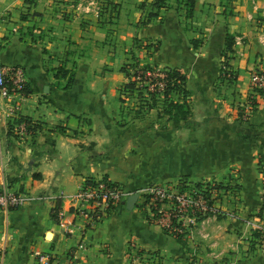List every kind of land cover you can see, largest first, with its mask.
Wrapping results in <instances>:
<instances>
[{"label":"crops","instance_id":"1","mask_svg":"<svg viewBox=\"0 0 264 264\" xmlns=\"http://www.w3.org/2000/svg\"><path fill=\"white\" fill-rule=\"evenodd\" d=\"M154 2L0 0V59L24 66L21 113L41 123L36 133L19 134L0 96V190L28 197L22 207L0 209V264H38L37 252L51 264H134L145 250L160 252L165 264H264V236L254 235L264 202V95L248 120L233 99L247 104L250 70L264 69V0H195L191 16L184 2ZM228 33L236 36L227 53L238 78L224 85V99L217 83ZM137 37L161 40L152 56L141 49V62L173 66L175 59L187 73L192 122L139 129L136 118L123 119L121 67ZM162 52L168 58L160 60ZM63 68L74 71L73 81L56 76ZM231 171L240 177L244 211L206 217L187 238L151 221L141 196L126 205L152 183L224 180ZM103 175L128 195L85 226L69 211L71 199L87 177Z\"/></svg>","mask_w":264,"mask_h":264},{"label":"built area","instance_id":"2","mask_svg":"<svg viewBox=\"0 0 264 264\" xmlns=\"http://www.w3.org/2000/svg\"><path fill=\"white\" fill-rule=\"evenodd\" d=\"M226 76H230V74ZM145 77H149L150 80L152 78L157 79L156 84L159 87L164 85L162 79L164 73L160 69L147 70ZM225 80L229 81L227 77ZM27 84L28 77L24 66L19 64L7 65L0 59V96L7 102L5 111L7 122L13 123L12 128L21 135L33 134L25 119L18 121V117L22 114L20 101L21 97L25 95ZM154 85L152 83L151 88ZM250 85V94L256 93L259 88H264V69L258 67L251 71ZM252 110L253 105L248 101L245 104V112L243 110V118L249 116ZM93 179L92 183L84 181L79 186L69 206V211L74 214L75 219H81L85 226L97 224L128 195L118 182L108 176H95ZM180 181L152 183L138 192L143 199V207L151 221L159 223L171 234L183 233L190 236L194 228L204 218L220 214L216 197L221 192L231 193V189H209L210 181H212L209 179L202 180L200 184H197V181L189 180L181 184ZM27 200L28 197L22 191L12 190L8 187L0 190L1 210L8 211L22 207ZM262 214L264 215V211ZM59 216L61 219L64 217L63 210L59 211ZM74 222L67 225L66 230L68 232H73ZM257 226H260L264 233V225L259 223ZM37 256L38 264L52 263L50 255L46 253L37 252ZM133 262L134 264H165L161 253L156 250L138 251L133 257Z\"/></svg>","mask_w":264,"mask_h":264},{"label":"trees","instance_id":"3","mask_svg":"<svg viewBox=\"0 0 264 264\" xmlns=\"http://www.w3.org/2000/svg\"><path fill=\"white\" fill-rule=\"evenodd\" d=\"M184 3L187 6V15L191 16L194 9L195 0H183ZM154 4L156 6H162L167 5L166 0H155ZM157 15V11H151L149 12V16ZM236 43V36L233 33H228L226 36V52L224 53V59L222 63V68L220 72V77H223L224 79L227 77L229 82L236 80L238 76V71L235 70L232 65L230 64V55H228L227 52L233 51L234 44ZM158 50V49H157ZM122 71L126 73L127 81L121 86V100L122 102L125 101V95L129 93H133L135 90L139 91V95H142L143 89L147 90V92L150 94V98L147 99V97H144L147 100V104L150 108L154 107L157 102H159V99H162L165 102L164 109L166 113L170 114V119L176 120V121H182L184 123H190L192 122V106H191V90L187 86L188 81V75L187 73L179 68L178 66H170L166 65L163 67H159L155 64H151L149 62L142 63L140 59L134 57V61L125 62L122 67ZM156 70L160 69L164 73L163 87H159L156 82L157 79L152 78L151 80L149 77H145V72L147 70ZM68 75L69 74V82L74 80V71L69 68H63L58 69L56 72V76L59 75ZM230 74V76H226ZM235 75V77H233ZM233 77V79H232ZM154 83V87L151 88L150 84ZM27 91V87L25 89ZM251 103L253 105V108L257 104V96L258 95H264V88L257 89L256 93L249 94ZM177 96V97H175ZM245 112V109H244ZM252 114V113H251ZM251 114L247 116L246 118H243V111H241L242 118L244 120H248L251 117ZM25 119L29 123V128L32 130L33 133H36L37 130L40 128L41 123H39L37 120L32 119L30 116H26L21 114L20 117H18V121H21ZM10 128L13 127V123H9ZM107 176V175H105ZM93 176L86 178V183H92L93 182ZM180 183H184L187 181V179H180ZM209 189H228L230 186H228V183H226L224 180L217 181L216 179L210 181ZM197 184L202 183V180H198L196 182ZM183 186V185H182ZM264 211V202L262 203L261 209L258 212V214H262ZM56 211L54 215H56ZM221 213L219 214V216ZM257 231H254V235L256 237H259L261 235V232L258 229H255ZM174 236L180 237V238H187L186 235L183 233H173Z\"/></svg>","mask_w":264,"mask_h":264},{"label":"rangeland","instance_id":"4","mask_svg":"<svg viewBox=\"0 0 264 264\" xmlns=\"http://www.w3.org/2000/svg\"><path fill=\"white\" fill-rule=\"evenodd\" d=\"M177 2H184V1L183 0H175V3H177ZM185 28L186 29L189 28V25L186 24ZM135 39L136 40L134 41V43L136 46L135 47L136 50H134V55H133V57H131L130 62L134 61V57H136L138 59L140 58L141 49L146 51L148 56L154 55L155 52L158 51L157 49H159V46L161 44V40L159 38H154V37H149V38H145V39L137 37ZM196 42H198V41L196 40ZM135 53H136V56H135ZM159 57L161 58L160 60H164L165 57L168 58L164 52H162ZM175 61H177V60L174 59V61H171L172 64L174 63L176 65ZM142 63H146V62L143 61ZM149 63H151V62H149ZM174 64L172 67L175 66ZM155 65H157L159 67L166 66V65H159L156 63H155ZM258 65L259 64H256L254 67L251 68L250 75H251V71L253 69L259 67ZM232 82L233 81H230V82L226 81L223 77H220V80H218L217 86L220 89L218 91V94L221 95L222 97H224V99H226V96H227V91L225 92L223 89L224 85L227 87H234V82L233 83ZM150 87H151V84H150ZM250 90H251V85H250ZM229 91H231V90H229ZM249 94H250V92H249ZM249 94H248V97H249ZM191 95H192V92H191ZM125 96H126L125 101L122 102V106H123V111H124L123 114H125V115L127 114V116L123 119L128 120L129 118H136L135 120H137V121H135V122L138 123L139 129H142L144 127L146 128L149 126H158L160 128L170 127L171 125H173L175 123L174 121H176V120L170 119V114L166 113V111L164 109L165 102L162 99H159V102H157L154 107L150 108L148 106L147 100L144 97H147V99H149L151 96L147 92V90L143 89L142 95H139V91L135 90L133 93L126 94ZM236 96L233 98L235 101L234 104L238 107V109L240 111H243L245 109L246 102L244 100H242L240 96H238L237 98H236ZM175 97H177V96H175ZM192 99L193 98L191 96L192 113L194 114L195 111H194ZM248 101L251 102L250 98H248ZM229 103H230V101H229ZM197 113L199 114L198 111H197ZM193 114H192V116H193ZM178 122L181 123L182 121H178ZM260 159H261V157H260ZM231 172L228 173V175L230 174V176L226 175L225 176L226 179H224V181L226 183H228V186H230L231 193H222L221 192L216 197V203L220 209L219 213H221V215L224 212H226L227 209H229L231 212H235V213L240 212L242 210L244 211V197L242 196L241 184L237 181L240 177L238 176V174L236 175L235 171L232 172L234 174V177L231 176ZM216 180L219 181L222 179H216ZM259 218H260V221H259L260 225H264V215L259 214ZM255 229L260 230L261 235L259 237L264 235L263 230L260 226H255ZM255 231H257V230H255ZM1 259H3V256L1 257Z\"/></svg>","mask_w":264,"mask_h":264},{"label":"water","instance_id":"5","mask_svg":"<svg viewBox=\"0 0 264 264\" xmlns=\"http://www.w3.org/2000/svg\"><path fill=\"white\" fill-rule=\"evenodd\" d=\"M140 194L138 191L132 192L129 194L127 201H126V205L128 208H133L135 207L137 200L139 198Z\"/></svg>","mask_w":264,"mask_h":264}]
</instances>
